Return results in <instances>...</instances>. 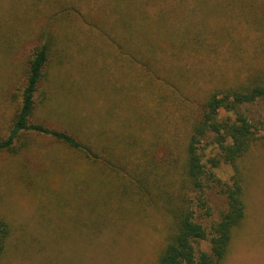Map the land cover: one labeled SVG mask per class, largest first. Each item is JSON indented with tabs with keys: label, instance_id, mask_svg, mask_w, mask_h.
Returning a JSON list of instances; mask_svg holds the SVG:
<instances>
[{
	"label": "trees",
	"instance_id": "obj_1",
	"mask_svg": "<svg viewBox=\"0 0 264 264\" xmlns=\"http://www.w3.org/2000/svg\"><path fill=\"white\" fill-rule=\"evenodd\" d=\"M80 1H45L49 14L33 30L38 44L0 152L14 157L27 150L29 134L53 139V157L27 182L37 205L44 200L60 225L74 230L76 246L87 242L94 252L109 246L101 228L111 224L118 225L110 240L117 244L128 223L154 230L152 264H220L248 219L245 162L264 148V125L241 110L264 100V0ZM0 33L1 42L8 33ZM86 53L88 61L81 58ZM74 56L81 76L72 95L110 88L121 111L117 128L103 130L99 141L34 118L48 111L53 72ZM153 148L166 157L157 160ZM207 148L214 153L204 159ZM222 165L231 169L220 185L226 209L207 231L194 218L192 197L199 200ZM12 230L0 208V259L12 248ZM201 240L209 241V252L196 249ZM26 255L23 264H30Z\"/></svg>",
	"mask_w": 264,
	"mask_h": 264
},
{
	"label": "rangeland",
	"instance_id": "obj_2",
	"mask_svg": "<svg viewBox=\"0 0 264 264\" xmlns=\"http://www.w3.org/2000/svg\"><path fill=\"white\" fill-rule=\"evenodd\" d=\"M45 1L0 0V30L8 33L0 42L2 136L8 131L16 101L21 97L26 62L38 44L33 32L40 30L49 14ZM82 1L86 6L93 4L92 0ZM37 10L43 12L39 13ZM34 12L39 15L35 16ZM29 30H32L31 34H28ZM61 46L68 49L62 43ZM88 57V53L81 55L85 61H88ZM75 60L74 56L72 63L67 64L59 73L56 70L53 72V75L54 73L58 75L59 83L53 80L51 86L47 87V93L50 94L48 111L40 109L35 112L34 118L41 120L48 127L76 129L88 139L99 141L103 130L108 132L117 128L116 122L122 121L120 120L122 118L117 117L121 115V111L116 105L117 102L110 100L112 97L107 94L110 88L101 91L100 94L96 90L84 91L81 93L82 96L72 95L73 91L69 88L75 86L81 76L79 69L73 65ZM34 97L38 101L40 94L36 92ZM241 110L251 121L255 123L261 121L264 125V100L245 104L241 106ZM26 141L28 149L20 151L14 157H10L7 152H0V192L3 195L0 208L6 212L13 224L10 238L12 248L0 259V264H23L24 261H28L25 254L31 258L30 264H98L102 260V264H118L115 262L117 257L124 264L153 263L157 246L156 234L154 230L144 225L135 229L136 225L125 223L129 229L126 230V227L122 229L125 234L119 237L117 244L111 243L110 240L112 236L115 237L114 231L116 232L118 225L102 227L103 237L109 240V246L100 247L96 252L90 251L87 242H82L81 247L76 246L77 242L70 234L74 230L68 225H60V218L48 211L44 200L41 201V206L37 205L34 188L27 182L34 178L35 174L42 172L48 160L46 158L53 157V150H56L57 144L52 138L42 134H29ZM161 150L153 148L159 161L166 157ZM203 152L204 159L214 153L211 148L204 149ZM245 172L250 179L246 199L247 223L220 264H264V148L253 151L249 156L245 162ZM213 173L212 179L206 181L207 185L199 200L198 195L192 197L194 218L207 231L226 209L225 196L220 185L229 179L231 169L222 165L215 168ZM66 176L70 182L74 175L69 171ZM63 189V194H66L68 188L65 186ZM74 217L79 216L74 214ZM128 236H132V240L128 239ZM195 245L198 251L210 250L208 240L198 241Z\"/></svg>",
	"mask_w": 264,
	"mask_h": 264
}]
</instances>
